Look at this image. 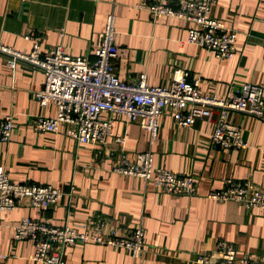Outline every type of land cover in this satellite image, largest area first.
I'll return each instance as SVG.
<instances>
[{
    "label": "crops",
    "instance_id": "0c3cea01",
    "mask_svg": "<svg viewBox=\"0 0 264 264\" xmlns=\"http://www.w3.org/2000/svg\"><path fill=\"white\" fill-rule=\"evenodd\" d=\"M173 5L181 0H168ZM140 0H0V42L28 54L40 35L41 55L60 46L72 56L92 59L108 13L115 14L119 53L114 59L122 80L145 72L149 84L169 86L175 73L188 71L204 94L226 96L244 83L264 84V0H216L211 16L236 31L234 52L217 58L186 41L192 22L173 16L152 17ZM0 52V117L13 116L8 141H0V168L16 181L51 184L62 191L51 208L37 211L27 200L0 219V264H44L33 260L34 245L16 239L23 217L61 226L102 221L108 230L127 234L144 230L143 252L134 258L126 247L75 243L65 250L66 264H195L200 254L215 251L218 242L233 245L240 255L264 259V208L207 196L224 180H250L264 186V121L231 112L242 126L243 148L215 149L210 134L215 115L185 128L168 113L159 117V131L150 140L138 123L116 115L106 144L77 143L64 124L57 131L37 132L34 116H54L56 105H41L34 96L44 81L37 66L18 60L15 67ZM123 138L129 160L151 150L153 168H166L197 178L193 196L172 195L152 181L113 170L121 153L114 137Z\"/></svg>",
    "mask_w": 264,
    "mask_h": 264
},
{
    "label": "built area",
    "instance_id": "2783aa9c",
    "mask_svg": "<svg viewBox=\"0 0 264 264\" xmlns=\"http://www.w3.org/2000/svg\"><path fill=\"white\" fill-rule=\"evenodd\" d=\"M216 0H181L173 5L168 0H140L139 6L157 15L188 20L186 41L208 51L217 58H229L234 52L236 31L225 22L211 16V6ZM32 40L28 54L11 49L0 42V52L7 56V64L14 68L18 60L40 68L44 81L34 92L37 101L45 106L56 105L54 116H34L32 128L37 132L57 131L64 124L77 143L106 144L113 136L115 116L121 115L126 123H138L150 136L156 138L159 117L168 113L178 125L189 128L197 120L215 115L210 134V145L215 149L243 148L247 142L242 136V126L229 120L231 112L255 117L264 121V84L244 83L226 94H204L199 79L190 78L188 71L174 74L169 86L148 83L145 72H139L133 81L122 80L116 73L114 59L119 53L116 42L115 14L105 18L100 41L93 47V58L72 56L56 46L41 55L40 35L27 34ZM14 128L13 116L0 117V141L9 140ZM121 156L113 168L116 172L139 176L172 195L193 196L197 192V178L178 174L166 168H153V153L146 150L129 160L122 151L123 138L115 136ZM264 154V145L260 147ZM62 191L51 184H38L13 180L0 168V219L16 205L27 200L37 211L51 208L58 202ZM209 198L234 201L246 207L264 208V186L250 180L227 178L224 187L211 190ZM16 239H29L34 245L33 260L44 264H66L65 250L75 243H100L112 247H126L134 258L143 252L144 230L134 227L130 233L118 234L108 230L102 221L81 224L65 223L57 226L38 218L23 217L15 226ZM195 264H264V259L238 255L235 247L218 242L215 251L200 254Z\"/></svg>",
    "mask_w": 264,
    "mask_h": 264
}]
</instances>
